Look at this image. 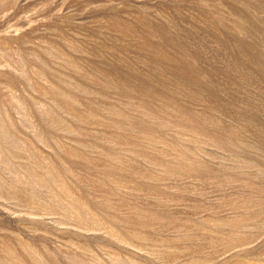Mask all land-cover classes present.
<instances>
[{
  "label": "rangeland",
  "instance_id": "374dc122",
  "mask_svg": "<svg viewBox=\"0 0 264 264\" xmlns=\"http://www.w3.org/2000/svg\"><path fill=\"white\" fill-rule=\"evenodd\" d=\"M0 264H264V0H0Z\"/></svg>",
  "mask_w": 264,
  "mask_h": 264
}]
</instances>
